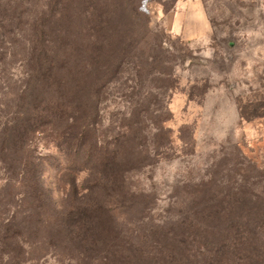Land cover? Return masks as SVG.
<instances>
[{
  "label": "rangeland",
  "instance_id": "374dc122",
  "mask_svg": "<svg viewBox=\"0 0 264 264\" xmlns=\"http://www.w3.org/2000/svg\"><path fill=\"white\" fill-rule=\"evenodd\" d=\"M132 3L134 19L115 0H0V135L22 110L39 117L29 151L42 187L56 209L98 206L108 241L81 261L61 240L29 264H105L111 251L110 264H186L185 225L210 214L209 237L236 209L264 207V0ZM100 7L110 21L96 26ZM42 33L63 69L38 96L29 59ZM189 243L192 264L215 248Z\"/></svg>",
  "mask_w": 264,
  "mask_h": 264
},
{
  "label": "trees",
  "instance_id": "16d2710c",
  "mask_svg": "<svg viewBox=\"0 0 264 264\" xmlns=\"http://www.w3.org/2000/svg\"><path fill=\"white\" fill-rule=\"evenodd\" d=\"M115 2L118 4L116 7L121 5L122 8L123 5V9H129V16L134 19L132 15L133 0H115ZM102 7L99 8L96 26L105 23V20L110 21V17L105 16ZM55 15H58L56 11ZM46 25L44 21H39L37 30ZM39 37V43L34 45L29 59L32 66L36 68L35 74L39 80L36 88L38 96L44 94L53 82L60 85L59 80L54 75L60 74L63 69L62 63L60 64L57 59V46L52 45L49 41L48 47V42L42 38L43 33ZM43 73L47 74L45 78H41ZM43 110L46 111L44 114H47L46 116L49 118H59L66 124L64 111L55 112L52 108ZM38 112L42 113L43 111L38 109ZM28 113L30 111L22 110L20 113L21 120L12 124L6 122L1 129L0 166L3 170L4 185L0 187L2 191L0 193V262L4 261V264H29L36 250L41 252L44 250L42 248L46 246L54 249L59 246L58 243L61 240H67L70 244L71 250L75 252V259L85 261V254L92 257L89 254L90 250L98 246H101L100 249L102 250L108 242L106 236L103 235V222L98 214L100 208L91 205V202L82 204L83 197L78 199V203L76 199H73V205L68 210L55 208L54 203L42 187L41 172L34 165L35 159L29 151L31 144L29 136L35 131L39 132L38 127L41 122L38 120L39 117L35 118L37 123L34 122V118H27ZM12 181L22 190L18 193L15 201L6 188L7 183ZM68 197L70 199L73 197L72 192ZM102 209L101 212L106 214L105 209ZM227 209H223V213L221 211L216 214H225ZM235 211L238 215L233 217V222H230L228 226L225 224L223 229L218 231L211 229L212 233L209 237H205V231L200 232L199 230L203 226L201 223L210 214L203 213L202 221L185 225L194 228L196 231L192 235L183 234L182 236L185 238L183 242L185 243L178 241L177 244L180 248L187 250L184 253L186 260L189 258L190 264H192V256L190 251L188 252V246L185 247L186 243H189V239L191 244L200 241L203 244L215 245V248H212L211 252L208 253V258L204 264H232L236 261V264H264V207L251 206ZM229 235L233 237H229ZM168 242L170 240H167L165 244ZM170 243L167 249H161L175 251L176 241ZM108 250V248L105 249V252ZM44 253H48V249H45ZM113 256V251H111L108 254V262L105 264H110L111 260H115ZM171 256V254L162 256L159 259V264H169ZM121 260L124 262L125 257H121ZM131 262L130 256L128 264H132ZM188 262L186 264H189Z\"/></svg>",
  "mask_w": 264,
  "mask_h": 264
}]
</instances>
